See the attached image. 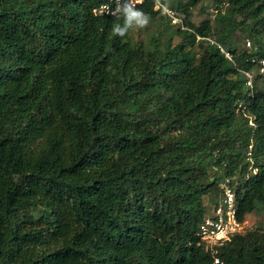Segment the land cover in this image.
<instances>
[{"label":"trees","instance_id":"1","mask_svg":"<svg viewBox=\"0 0 264 264\" xmlns=\"http://www.w3.org/2000/svg\"><path fill=\"white\" fill-rule=\"evenodd\" d=\"M106 1L0 0V264H264V226L215 256L197 236L226 179L238 219L264 217V91L245 75L264 0H226L214 26L185 12L163 44L113 35ZM156 4L136 8L153 23Z\"/></svg>","mask_w":264,"mask_h":264},{"label":"rangeland","instance_id":"2","mask_svg":"<svg viewBox=\"0 0 264 264\" xmlns=\"http://www.w3.org/2000/svg\"><path fill=\"white\" fill-rule=\"evenodd\" d=\"M194 1V5L193 4ZM226 0H164L162 12L157 20L142 29H138L134 24L131 37L134 42L141 41L148 43L151 38L161 37V43L163 44L169 35L173 34L177 28L182 27V19L185 17V12L191 14V21L194 25H199L202 21L208 20L214 26V17L218 9L224 11L226 8ZM169 14H173L179 24H175L169 19ZM218 28V26H217ZM185 29V27H182ZM249 31H235L232 35L231 46L237 52H254L258 46L256 39L248 37ZM173 44H177L180 41L178 36L173 35ZM264 42V39H263ZM249 74L252 76L251 85L249 88H254L256 91H264V77L260 76L254 69ZM247 86V85H246ZM245 231L257 229L264 226V217L261 214H251L245 217Z\"/></svg>","mask_w":264,"mask_h":264},{"label":"built area","instance_id":"3","mask_svg":"<svg viewBox=\"0 0 264 264\" xmlns=\"http://www.w3.org/2000/svg\"><path fill=\"white\" fill-rule=\"evenodd\" d=\"M143 1L144 0H141V2L136 3L135 6H139ZM128 3L129 0H119V5L121 7ZM105 4L109 6L108 12H105L102 7ZM160 6V4H156L155 9L160 8ZM116 8L117 0H107L99 7L95 8L93 13L98 16H113L109 15V12H115ZM168 17L173 23H180L172 13H168ZM252 62H254V60H252ZM256 66L257 73L264 77V59L258 60ZM245 75L246 85L250 86L252 76L249 73ZM247 157H250L249 153ZM253 173H255V170H253ZM219 190L220 196L218 204L213 208L210 215L204 217L197 232L200 244L204 246L205 252L209 253L211 256H215L219 248L228 242L234 235L243 233L246 227L245 222H241L237 217V195L234 186L230 184V180L226 179L219 183ZM214 264H219L218 259L214 260Z\"/></svg>","mask_w":264,"mask_h":264},{"label":"clouds","instance_id":"4","mask_svg":"<svg viewBox=\"0 0 264 264\" xmlns=\"http://www.w3.org/2000/svg\"><path fill=\"white\" fill-rule=\"evenodd\" d=\"M141 2V0H129L128 4L124 6L119 5V0H117V8L115 12H109V15L116 16L117 19H123L124 27L121 28L119 25H115L112 29L113 35H119L124 37L128 28L133 24L137 26L138 29L146 27L151 19L150 16L143 11L136 8L135 4ZM105 12H108L109 6L107 4L102 6ZM119 13V16H117Z\"/></svg>","mask_w":264,"mask_h":264}]
</instances>
